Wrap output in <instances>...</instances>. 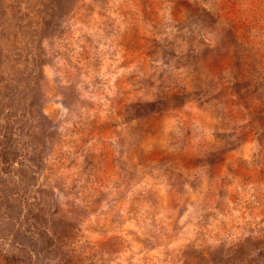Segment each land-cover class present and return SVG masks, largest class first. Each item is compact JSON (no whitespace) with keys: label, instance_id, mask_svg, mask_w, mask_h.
<instances>
[{"label":"rangeland","instance_id":"374dc122","mask_svg":"<svg viewBox=\"0 0 264 264\" xmlns=\"http://www.w3.org/2000/svg\"><path fill=\"white\" fill-rule=\"evenodd\" d=\"M0 264H264V0H0Z\"/></svg>","mask_w":264,"mask_h":264}]
</instances>
